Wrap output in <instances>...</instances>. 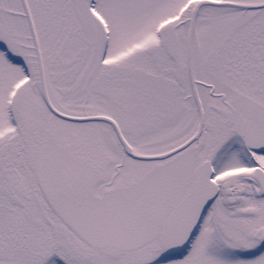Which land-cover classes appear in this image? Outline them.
Here are the masks:
<instances>
[{
	"label": "snow or ice",
	"instance_id": "1",
	"mask_svg": "<svg viewBox=\"0 0 264 264\" xmlns=\"http://www.w3.org/2000/svg\"><path fill=\"white\" fill-rule=\"evenodd\" d=\"M0 264H264V0H0Z\"/></svg>",
	"mask_w": 264,
	"mask_h": 264
}]
</instances>
